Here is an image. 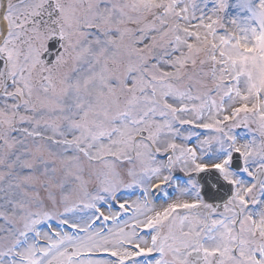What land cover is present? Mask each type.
<instances>
[{
    "label": "snow or ice",
    "instance_id": "1",
    "mask_svg": "<svg viewBox=\"0 0 264 264\" xmlns=\"http://www.w3.org/2000/svg\"><path fill=\"white\" fill-rule=\"evenodd\" d=\"M0 264H264V0H0Z\"/></svg>",
    "mask_w": 264,
    "mask_h": 264
}]
</instances>
